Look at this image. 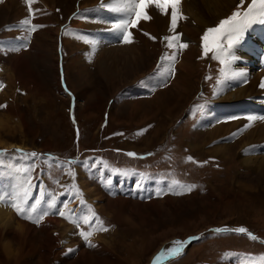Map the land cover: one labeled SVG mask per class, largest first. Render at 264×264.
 Here are the masks:
<instances>
[{
  "label": "rangeland",
  "instance_id": "1",
  "mask_svg": "<svg viewBox=\"0 0 264 264\" xmlns=\"http://www.w3.org/2000/svg\"><path fill=\"white\" fill-rule=\"evenodd\" d=\"M117 4L112 0H36L30 12L25 0L0 3V84L5 88L0 105H6L0 108V151L7 153L0 157V197H11L17 185L30 175L37 187H42L44 180L59 191L74 188L81 197L93 201L88 203L90 209L84 208L78 215L81 225L67 218L71 217L67 212L64 217L53 214L35 224L19 218L14 209L0 201V215L8 217H0V221L12 220L4 226L0 222V264H148L167 244L173 247L175 239L215 225H225V229L244 227L264 238V167L249 166L252 161L247 160L249 156H263L260 149L264 147L243 146V136L250 131L247 127L211 139L213 128L234 126L238 117L221 113L207 122L203 116L215 103L214 91L223 80L218 82L216 78L223 75L219 70L223 63L213 58L214 52L205 54L202 37L238 8L245 11L251 0H243L242 7L239 0L228 14L210 23L197 40L176 31L182 34L180 42L187 43L196 55L186 93L175 89L174 77L151 95L135 100L127 87L144 81L154 69L174 73L182 50L167 47L164 37L174 33L163 29L149 32L141 24V35L133 36L131 42L133 55L118 68H108L112 60L104 64V50L96 47L103 46L101 39L89 45L86 40L90 39L79 37L70 25L80 32L95 31L97 16L90 12L99 6L104 10L123 6ZM24 19L44 27L29 33L26 27L30 25L21 24ZM99 37H103L101 32ZM109 39L124 43L111 33ZM173 53L174 62L162 61ZM179 74L176 69L175 76ZM64 75V86L74 93L75 106L73 98L61 91ZM193 101L194 117L190 113ZM220 138L226 140L217 142ZM219 146L227 147L224 152H216ZM149 151L154 154H146ZM129 152L136 157L128 156ZM30 153L37 155L32 157ZM93 155H101L118 167L166 172L195 187L189 194L150 201L110 198L99 189L92 166L84 169L80 165L85 173L77 171V159L88 158L92 163ZM60 160L65 164L58 165ZM25 168L30 172L25 173ZM86 183L110 199L104 200V208L99 206L100 199L93 200L89 188L84 189ZM93 212L107 231L94 230L99 226ZM85 215L90 217L88 224L83 222ZM7 225L12 227L8 229ZM19 225L24 226V232H19ZM81 231L92 232L90 243ZM241 250L264 257L262 244L247 235L226 231L207 233L168 264H230L234 252Z\"/></svg>",
  "mask_w": 264,
  "mask_h": 264
},
{
  "label": "bare ground",
  "instance_id": "2",
  "mask_svg": "<svg viewBox=\"0 0 264 264\" xmlns=\"http://www.w3.org/2000/svg\"><path fill=\"white\" fill-rule=\"evenodd\" d=\"M112 1L114 3L123 5V0ZM238 1L239 0H182L180 11L182 15L186 17V19H180L178 21L175 31H183V34L187 37V39L193 41L197 40L199 35L205 29L211 26L210 23L219 20L228 14ZM100 9V6L98 9L95 8V10L92 11V14L99 15L96 14V10L99 11ZM147 11L149 15L152 16V19L150 21L141 20L138 24V27H131L130 32H132V41L135 38H133V36L139 34L141 35L139 32V25L141 24L149 28V32L156 33L160 29L169 31L171 24V8L167 10V14L161 13L155 8L154 5L150 6ZM102 23L107 29L111 28L112 26L107 21H103ZM259 30L257 31L260 32ZM103 32L106 33L103 34ZM110 33L111 32L102 30L101 36L103 37H100V39L103 46L96 47L104 50L102 55L104 64L108 65L112 60L111 64L107 66L108 68L113 66L118 68L122 61H127V58L133 55L135 48H133L134 46H131V43H123L121 41L115 42L114 39H109ZM257 34L258 33L252 29L250 33L238 44L239 50H237V53H232L230 55V61L228 64H226V73L224 75V79L219 84H217V87L214 91L215 103L213 102L214 105L212 108H210L211 110L208 109L204 113V120L211 122L212 120H216L217 115L221 114L222 111L225 115V110H229L230 107H233L230 109L233 110L235 115L238 117L237 122L234 123V126H226V128L223 127V124L216 126L210 132L211 139L221 137L223 134L225 135V133L229 134L235 129L237 130L248 125L247 128H250V131L249 134L243 136V138L246 140L243 146L252 148L254 145L258 146L260 144L264 147V121L257 120L250 122L247 119L249 116H264V87L261 86L264 84V45L255 41V39H260L258 36H256ZM140 39H144V36H140ZM106 40H109L108 44H106ZM252 41L253 44L250 46ZM54 45L57 46V41L54 42ZM136 50L139 52L138 49ZM195 57L196 55L193 53L190 47L182 49V57L178 63V66H176V69L180 74L177 75V77L175 76L173 81L175 89L181 93H186L189 89L191 78L190 74L194 65L196 64ZM237 57H239V61ZM235 73H243V75H234ZM177 96L179 95L177 94ZM228 113L231 114L229 111L227 114ZM224 140L226 139L220 138L217 140V142H222ZM226 147L227 146H219V148L215 150L216 152H224ZM260 150L263 152L264 148H261ZM254 153H256L255 150H253V154ZM247 160L252 161L249 166L264 167V155L256 156L255 158H250L249 156ZM88 188L89 192L93 193L91 196L93 200L100 199L101 203L99 202V206H106V204L104 205V200L106 202L110 199L100 193V190L98 191L94 188L90 189L89 183L84 184V189ZM1 213L3 212L0 211V214ZM6 216V214L4 217H1L0 215L1 218H5ZM7 218L8 217H6V219ZM11 221L12 220L8 222ZM8 222L6 221V223ZM1 223H3V226L6 225L5 222ZM11 227L8 226V229ZM17 228H20L19 232H24V226L19 225Z\"/></svg>",
  "mask_w": 264,
  "mask_h": 264
},
{
  "label": "snow or ice",
  "instance_id": "3",
  "mask_svg": "<svg viewBox=\"0 0 264 264\" xmlns=\"http://www.w3.org/2000/svg\"><path fill=\"white\" fill-rule=\"evenodd\" d=\"M3 0H0L2 3ZM36 2V0H25V3L28 5L29 11L31 12V6ZM182 0H123V6L117 8H111L112 11L123 13L124 18L119 20L117 23L113 24L109 31L118 32L121 34L125 43L132 42V33L129 32L130 27H135L139 24L141 20L150 21L152 16L149 15L147 9L150 6H155L161 13L167 14V10L169 8L171 11V24L169 31L174 33L170 36H165L164 39L168 41L167 47L173 48L176 47L177 51L179 49H186L188 47L187 43H181V35L176 33V28L178 25V21L180 19H186L180 11ZM107 5H103L105 7ZM243 6V0H241V7ZM110 7V6H108ZM260 22L264 23V0H251V4L245 11H240L239 8L232 13L226 19L220 21L217 27L209 28L205 32L203 39V48L205 54L212 51L215 53L214 59L219 60L221 63L228 64L230 61V52L234 45L238 44L240 40L243 38V35L253 23ZM22 26L26 27V31L29 33L36 31L38 28L44 27V25L32 24L31 19H24L21 22ZM145 35H149L148 33H144ZM155 40V37H151ZM86 42H89L86 40ZM22 47H26V45H22ZM14 51H18L19 49H13ZM176 60V53H173L172 56L162 57V61H172ZM234 75H243V73H235ZM264 87V84L261 85ZM3 85L0 84V88ZM6 107V105H0V108ZM251 121H264V116H249L247 118ZM248 127V125H246ZM21 151V150H17ZM5 151H0V157L5 156ZM32 157H35L36 153L29 154ZM130 157H136V153L129 152L127 153ZM192 160V157L188 158ZM67 163L71 164V161ZM30 168H25L23 171L25 173L30 172ZM179 182L177 181V184ZM108 184H111V181H108ZM139 187V185H138ZM195 185L187 186V190L191 191ZM32 191V178L30 175L26 176L24 182L22 184L17 185V191L13 193V195L9 198L0 197V201L5 202L8 206L13 208L15 212L24 220L31 221L35 224H40L44 218L49 215L48 210L42 209V204L45 200V194L42 191L40 193V197L34 199V202H29L32 200L31 196ZM159 194V193H158ZM181 194V193H176ZM67 207V205H65ZM56 208V200L55 198L48 204L49 210H54ZM35 214V215H34ZM59 215L64 217L65 212L59 211ZM92 217H95L97 228L94 226V230L99 231H107V228L102 226V222L99 221V218L95 216V213H92ZM72 220L73 223H78V220L73 219L72 217H67ZM83 222L88 224L90 222V217L85 215L82 217ZM216 232H225V231H233L236 233H246L252 240L258 239L255 235L250 233L248 229L244 227L236 228V229H225L219 228L215 230ZM81 236L84 237L86 241H89V237L92 235V232H84L81 231ZM90 243V241H89ZM185 241L176 240L174 241V246L170 247L164 251H162L155 260V264H161V261L165 258L171 260L172 258L180 255L183 246L185 245Z\"/></svg>",
  "mask_w": 264,
  "mask_h": 264
},
{
  "label": "crops",
  "instance_id": "4",
  "mask_svg": "<svg viewBox=\"0 0 264 264\" xmlns=\"http://www.w3.org/2000/svg\"><path fill=\"white\" fill-rule=\"evenodd\" d=\"M134 100H135V99H134ZM76 168H77V171H78V170L82 171L80 168H78V167H76ZM87 182H88V181H87Z\"/></svg>",
  "mask_w": 264,
  "mask_h": 264
}]
</instances>
